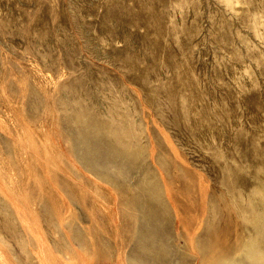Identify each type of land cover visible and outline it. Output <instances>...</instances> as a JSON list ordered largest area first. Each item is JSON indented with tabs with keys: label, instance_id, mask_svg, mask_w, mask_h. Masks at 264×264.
<instances>
[{
	"label": "rangeland",
	"instance_id": "374dc122",
	"mask_svg": "<svg viewBox=\"0 0 264 264\" xmlns=\"http://www.w3.org/2000/svg\"><path fill=\"white\" fill-rule=\"evenodd\" d=\"M0 264H264V0H0Z\"/></svg>",
	"mask_w": 264,
	"mask_h": 264
}]
</instances>
